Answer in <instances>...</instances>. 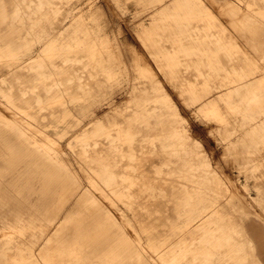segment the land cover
<instances>
[{"label":"bare ground","instance_id":"1","mask_svg":"<svg viewBox=\"0 0 264 264\" xmlns=\"http://www.w3.org/2000/svg\"><path fill=\"white\" fill-rule=\"evenodd\" d=\"M151 3L153 10L174 12V21L164 24L174 30L162 33L173 36L164 37L173 45L166 48L170 64L180 62L181 44L198 51L193 57L208 59V68L194 64L195 78L177 79L194 103L222 120L228 119L223 101L237 112L250 101L264 109V98L232 99L231 92H241L258 70L217 65L213 46L232 48L233 39L206 6L198 0ZM58 4L0 0V225L12 228L0 233V264H235L242 248L229 221L254 251V264H264V234L246 219L249 214L235 215L223 194L197 180L168 175L189 160L171 158L168 144L151 137L166 114L153 99L159 88L133 87L139 95L126 105L121 81L106 71L92 14L64 23ZM245 6L264 19V0H245ZM256 25L264 36V24ZM259 76L255 88L264 92V73ZM149 88H156L153 94ZM47 118L54 133L47 130ZM247 122L264 134L263 110ZM74 158L95 189L85 188L71 170ZM256 167L264 209V158ZM160 168L165 173L155 177ZM111 194L126 204L124 212L114 205L116 215L104 204L115 202Z\"/></svg>","mask_w":264,"mask_h":264},{"label":"rangeland","instance_id":"2","mask_svg":"<svg viewBox=\"0 0 264 264\" xmlns=\"http://www.w3.org/2000/svg\"><path fill=\"white\" fill-rule=\"evenodd\" d=\"M198 1L206 6L209 11L207 14H212L214 20L221 24L226 34L233 39L232 48L227 45L213 46L220 61L217 65L245 69L252 67L258 70L255 73L258 76L254 75L241 92L239 90L231 92L232 99L238 102L249 97L263 99L264 92L257 90L255 86L259 84L257 83L259 75L264 73V36L256 23L262 25L264 19L257 20L255 15L249 14L245 0ZM57 2L62 12L58 14L62 16L64 23H70L80 15L88 18L90 13L92 14L90 26L100 33L99 49L103 53L106 71L114 79L121 81L120 85L125 89L126 105L134 104L139 95L132 91L133 87L137 89L141 85H146L159 88L154 94L152 92L156 88H149L148 92L153 94L154 101L166 114L163 115L162 121L157 122V128L151 131V137L157 142L168 144L166 148L170 149L171 158L182 157L189 160L183 167L175 164L177 168L168 172V175L197 180L205 188L223 194L224 200L228 202V207L233 209L235 215L246 217V213L249 214L246 219L251 220L264 234V209L258 201L261 191L255 186L258 180L256 174H261V168L256 165L264 158L261 153L263 152L261 148L264 147V134L247 122L258 110L264 111L257 106V101L243 102L237 106L238 112L236 109H228L227 102L223 101V110L228 117L225 120L220 119L217 114H206L205 110L201 109L200 102L194 103L190 98L192 94L182 91L177 86V79L179 76L195 78L196 75L192 74L193 70L196 74L194 64L197 63L200 68H208V59L206 56L204 59L193 57L198 51L190 45L181 44V48L178 49V53L182 54L180 62L170 64L171 59L167 57L170 53H166V48L172 49L173 45L171 46L169 40L164 41V37L172 39L173 36L163 37L162 33L174 30L173 27L166 29L164 26L167 21H174V12L167 14L160 8L153 10L150 8L152 0H57ZM233 6L235 8L230 9ZM152 30H159V35L150 33ZM153 38L158 39L155 42L158 47L152 46ZM164 101L170 104L172 109L165 106ZM244 105L251 107L245 109ZM6 113L10 114L9 110ZM44 120L49 123L47 130L54 133L53 123L48 118ZM254 121L255 119L251 122ZM137 137L141 140L145 138L142 131L137 132ZM148 143L154 145L152 142ZM62 148L67 151L73 150V146L68 144H64ZM79 163V160L74 158L71 161V170L76 175L79 173L81 181L86 182L85 188H90L92 186L83 177ZM191 165L195 168L191 169ZM160 166L162 164H159ZM164 173L163 168H160L155 177ZM96 181L98 186L111 191L106 182L100 178H96ZM111 196L115 198V202L104 199V204L116 215L118 212H115L114 205H119L124 212L126 204L121 202L116 194ZM227 225L233 227L232 235L242 248L235 254V264H241L240 259H244L245 264H254L252 255L254 251L248 247V241L243 240L244 236L241 235L240 229L234 227L230 221ZM10 229L12 228L0 225V233L4 230L12 231Z\"/></svg>","mask_w":264,"mask_h":264}]
</instances>
